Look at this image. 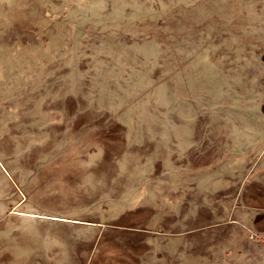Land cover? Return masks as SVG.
<instances>
[{
  "label": "rangeland",
  "instance_id": "374dc122",
  "mask_svg": "<svg viewBox=\"0 0 264 264\" xmlns=\"http://www.w3.org/2000/svg\"><path fill=\"white\" fill-rule=\"evenodd\" d=\"M198 177L264 188V0H0V264L163 260Z\"/></svg>",
  "mask_w": 264,
  "mask_h": 264
},
{
  "label": "crops",
  "instance_id": "0c3cea01",
  "mask_svg": "<svg viewBox=\"0 0 264 264\" xmlns=\"http://www.w3.org/2000/svg\"><path fill=\"white\" fill-rule=\"evenodd\" d=\"M167 183L164 192L148 186L141 189L142 200L151 201V209L157 208L158 212L166 207L172 227H168L166 234L165 258L157 260L150 253L147 264H241L242 260L247 264H264V247L248 237L249 230L264 231V188L259 187L248 199L227 206L222 201H207V185L200 177L184 191L175 180ZM190 193L199 194L200 200L192 202L193 195H186ZM257 195L262 200H255ZM158 216L152 213L149 223L157 222ZM156 230L161 232L163 228ZM141 232L150 234L144 236L145 239L158 241L159 233L150 228ZM155 245L157 247V242L152 243L153 248Z\"/></svg>",
  "mask_w": 264,
  "mask_h": 264
},
{
  "label": "built area",
  "instance_id": "2783aa9c",
  "mask_svg": "<svg viewBox=\"0 0 264 264\" xmlns=\"http://www.w3.org/2000/svg\"><path fill=\"white\" fill-rule=\"evenodd\" d=\"M248 237L250 240L264 247V231L249 230Z\"/></svg>",
  "mask_w": 264,
  "mask_h": 264
}]
</instances>
